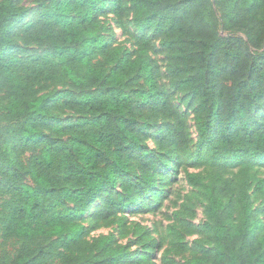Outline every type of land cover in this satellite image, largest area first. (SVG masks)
<instances>
[{
    "label": "trees",
    "instance_id": "16d2710c",
    "mask_svg": "<svg viewBox=\"0 0 264 264\" xmlns=\"http://www.w3.org/2000/svg\"><path fill=\"white\" fill-rule=\"evenodd\" d=\"M36 1L23 35L45 49L32 55L19 53L15 37L31 8L0 2V247L19 244L0 252V264H156L114 234L89 240L84 218L99 201L94 227L150 205L174 160L194 192L166 227L169 251L189 253L183 264H264V223L252 205V196L264 197L256 171L264 161V0H129L134 54L100 30L101 15L120 11L121 0ZM254 23L260 30L248 41L235 33ZM151 35L170 89L148 55ZM59 78L74 90L33 95ZM176 94L194 117L195 145ZM53 100L78 117L57 123ZM154 129L157 150L145 142ZM195 195L205 203L198 224ZM148 237L140 235L144 246ZM169 251L161 264H178Z\"/></svg>",
    "mask_w": 264,
    "mask_h": 264
},
{
    "label": "rangeland",
    "instance_id": "374dc122",
    "mask_svg": "<svg viewBox=\"0 0 264 264\" xmlns=\"http://www.w3.org/2000/svg\"><path fill=\"white\" fill-rule=\"evenodd\" d=\"M2 0H0L1 2ZM18 4L31 8L30 13L24 18V20L16 27L15 37L18 43L24 48V51L19 53L22 55H32L35 52H42L45 49L44 46L25 39L23 35L22 27L28 22L35 19V15L38 9V2L36 0H15ZM101 33L105 35V38L112 43V45H119L123 47V51L136 53L138 50L137 35L138 31L132 21V13L130 9L129 0H121V9L116 11L111 7L101 15ZM260 30V24L254 23L253 26L243 28L240 31H236L237 35H240L248 41L247 33L255 32ZM252 50L256 47L249 44ZM261 48H264V41L262 42ZM149 57L154 65L157 67L159 72L160 85L165 89L169 88V76L166 72V57L163 51L160 41L157 37L151 35V43L149 48ZM74 90V87L65 78H59L53 81L42 82L34 87L33 95H40L43 93H57L59 91ZM181 94H176L174 97V103L180 111L181 115L187 119L193 134V145L197 140L196 128L194 117L191 112H188L185 106L180 102ZM7 96L5 92H0V102H6ZM52 111L59 120L57 123H63L68 120H74L78 117V114L67 109L63 100H53ZM161 120H159V127ZM157 129V128H156ZM156 129L149 132V137L146 138L145 142L151 149H156L154 136L151 134ZM48 134L55 136L52 131L47 130ZM31 153L27 152L20 156L21 164L26 167L28 158ZM173 165L164 171V177L161 180L162 193L158 198L152 199L149 197L148 201L150 205L137 206L128 211L125 214L117 215L115 221L108 226L99 225L94 227L90 214L96 209L101 203L100 201L90 208L89 213L84 218V222L89 230V240L94 237H98L104 234H114L116 238L122 244H129L132 251H148L150 253L149 261H153L156 264H161V260L164 254L170 250V245L164 239L166 227L175 221L174 213L176 211H183L184 203L186 202L185 195L193 194L194 189L187 183L183 169L176 166L175 160L172 162ZM236 170V169H234ZM257 174L264 177V161L257 165ZM30 182V179L27 178ZM193 209L195 211V217L193 221L198 224L205 219L204 202L199 196H194ZM252 205L258 213V217L264 223V197L256 198L252 196ZM190 219V218H189ZM126 231V234H121V230ZM143 232H147L149 237L146 238V246L142 243L140 235ZM1 235V234H0ZM193 237H189L191 240ZM1 241V238H0ZM147 245L151 248L148 249ZM1 246V245H0ZM19 248L18 243H8L4 245V249L0 247V252L3 250L14 254ZM168 255L174 259L178 264H183L184 261L190 256L186 254H175L174 251H169Z\"/></svg>",
    "mask_w": 264,
    "mask_h": 264
}]
</instances>
